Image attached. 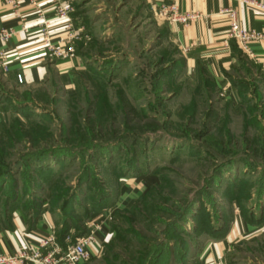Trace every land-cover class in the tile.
Segmentation results:
<instances>
[{
    "label": "rangeland",
    "instance_id": "374dc122",
    "mask_svg": "<svg viewBox=\"0 0 264 264\" xmlns=\"http://www.w3.org/2000/svg\"><path fill=\"white\" fill-rule=\"evenodd\" d=\"M92 1L70 80L0 87V233L46 213L63 249L93 235L82 264H201L215 243L217 264H264L257 84L233 100L135 0ZM139 174L159 182L121 192Z\"/></svg>",
    "mask_w": 264,
    "mask_h": 264
},
{
    "label": "crops",
    "instance_id": "0c3cea01",
    "mask_svg": "<svg viewBox=\"0 0 264 264\" xmlns=\"http://www.w3.org/2000/svg\"><path fill=\"white\" fill-rule=\"evenodd\" d=\"M58 1L68 0H42L40 9L45 12L46 17L52 19L51 34L54 42L68 38L67 24L70 22L76 33L74 47H77L89 39L85 25L81 22L83 13L80 12L81 2H94L92 0H72L76 4L77 11L71 13L70 19L60 20L56 17L55 7ZM110 0H102L101 5H107ZM137 8H142L147 14L154 15L149 0H135ZM80 5V7H79ZM181 9L184 11H195L203 14V18L187 26H180L172 30V38L180 49H184L188 60L200 63L213 77L221 92L231 95L233 100L241 103L242 85L250 96L253 85V96L264 97V40L255 41L250 45V51L244 50L234 39H228L227 30L230 25V15L227 9H235L240 24L249 29L264 31V14L246 5L242 0H180ZM79 7V8H78ZM33 6L25 4L21 11L26 16L28 25L32 26L30 35L21 32L13 37L4 46L8 53L9 69L5 72L0 67V87L26 86L34 87L41 85L56 76L61 83L71 79L75 66H78L79 58L74 55L63 59L56 57L51 51L44 47L43 38L38 32V11ZM155 17V15L153 16ZM156 18V17H155ZM16 11L10 5H5V0H0V29L3 27L17 26ZM170 29V28H168ZM171 30V29H170ZM242 66V67H241ZM242 68H246L250 75L248 77L237 76ZM237 73V75H236ZM21 74L23 82H19L17 75ZM5 80V82L3 81ZM4 82V83H3ZM255 100V99H254ZM253 100V101H254ZM0 105H3L0 102ZM0 106V109H1ZM141 183V182H139ZM139 183L134 188L126 189L136 191V195L143 193ZM13 224L9 229L4 227L0 233V254H15L21 248H35L39 246V240L52 233L53 218L43 214L35 227H30L26 219L17 211L14 213ZM227 241H222L226 243ZM220 246V245H219ZM223 249L217 248L216 243L204 250V258L201 264H217L222 261ZM18 264H37L24 262Z\"/></svg>",
    "mask_w": 264,
    "mask_h": 264
},
{
    "label": "built area",
    "instance_id": "2783aa9c",
    "mask_svg": "<svg viewBox=\"0 0 264 264\" xmlns=\"http://www.w3.org/2000/svg\"><path fill=\"white\" fill-rule=\"evenodd\" d=\"M42 0H5V5H10L16 11V18L19 21L17 26L3 27L0 29V67L6 72L9 69L8 53L4 46L9 41L24 32L30 35L32 26L28 25L21 8L29 4L38 11L39 22L38 32L43 38L44 47L51 51L56 57L67 59L75 54L74 39L76 33L67 24L68 38L54 42L51 34L52 19L46 17L45 12L40 9ZM246 5L264 14V0H242ZM153 14L172 30L180 26L190 25L204 16L195 11H184L181 9L180 0H149ZM56 17L60 20L70 19L74 13L73 4L70 1H58L55 7ZM230 15V25L227 30L228 39H234L246 51H250V45L255 41L264 40V31L253 30L243 27L235 9L226 10ZM19 82H23L21 74L17 75ZM93 235L77 237L74 242L65 249L56 241L53 233L42 237L39 246L35 248H24L15 254H0V264H18L34 262L37 264H82L90 258V246L93 244Z\"/></svg>",
    "mask_w": 264,
    "mask_h": 264
},
{
    "label": "trees",
    "instance_id": "16d2710c",
    "mask_svg": "<svg viewBox=\"0 0 264 264\" xmlns=\"http://www.w3.org/2000/svg\"><path fill=\"white\" fill-rule=\"evenodd\" d=\"M242 87L245 88V86H247L246 83H241ZM242 88V96L244 95V93L247 91L246 89ZM138 182H142L144 184V193L146 192H150L151 188L154 186V185H157L158 182H159V178L156 174H146V175H143V174H139L135 177ZM126 186H123L121 188V192H125L126 191ZM94 216H97L96 213H94L92 215V217ZM68 231V230H67Z\"/></svg>",
    "mask_w": 264,
    "mask_h": 264
}]
</instances>
